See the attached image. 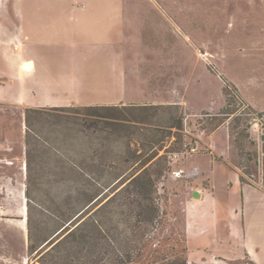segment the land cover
I'll use <instances>...</instances> for the list:
<instances>
[{
	"label": "rangeland",
	"instance_id": "374dc122",
	"mask_svg": "<svg viewBox=\"0 0 264 264\" xmlns=\"http://www.w3.org/2000/svg\"><path fill=\"white\" fill-rule=\"evenodd\" d=\"M22 1L0 0L3 32H18ZM99 1L111 2V32H123L127 94V105L103 106L158 107L124 113L144 125L98 131L81 117L39 105L49 102L0 99V264L50 259L28 251L29 230L37 243L104 191L96 182L149 168L160 172V214L135 264H167L153 263L154 256L259 264L243 256L239 215L228 221L215 204L232 186L233 172L264 191V0ZM0 87L13 92L6 77ZM120 188L99 204L111 198V258L126 255L137 219L128 218Z\"/></svg>",
	"mask_w": 264,
	"mask_h": 264
},
{
	"label": "crops",
	"instance_id": "0c3cea01",
	"mask_svg": "<svg viewBox=\"0 0 264 264\" xmlns=\"http://www.w3.org/2000/svg\"><path fill=\"white\" fill-rule=\"evenodd\" d=\"M73 1L69 8L67 0H23L17 25L22 32H3L0 19V77L13 88L8 93L0 87V99L50 107L127 105L123 32H111V2ZM24 64L29 70H20ZM233 174L215 208L228 221L231 213L239 215L243 256L264 264V191Z\"/></svg>",
	"mask_w": 264,
	"mask_h": 264
},
{
	"label": "trees",
	"instance_id": "16d2710c",
	"mask_svg": "<svg viewBox=\"0 0 264 264\" xmlns=\"http://www.w3.org/2000/svg\"><path fill=\"white\" fill-rule=\"evenodd\" d=\"M158 106H82V107H51L49 111L63 112L83 118L84 126L102 130L111 129L112 126L125 127L126 123L137 122L130 120L124 113L130 108L138 111L156 110ZM29 112L37 113L36 110ZM90 123L86 125L87 120ZM141 125H144L143 123ZM100 127V128H98ZM174 126H169L173 128ZM133 128H136L135 126ZM149 142L147 146L153 145ZM173 154V153H172ZM147 162V160H146ZM145 164V163H144ZM142 163V165H144ZM170 165V162H168ZM170 167V166H169ZM170 169V168H169ZM144 169L135 176H125L103 185L96 184L104 191L92 199L80 210L69 211L62 219V225L51 235L38 240L37 243L28 232V251L35 255L42 254L39 260L47 255L50 257L41 264H135L141 261L143 251L150 241L143 240L148 229L153 228L158 221L160 209L157 197V181L160 175L158 170ZM241 184H248L241 175ZM119 188L118 193L123 192L124 204L128 206L129 217L137 218L130 228L133 231V239L126 242V255L123 258L115 256L111 258V198L99 206L101 198L114 188ZM99 206L96 210V208ZM94 210L92 213H90ZM90 213V214H89ZM88 215V216H87ZM85 216H87L85 218ZM129 222V220H128ZM127 223V222H126ZM55 255H52L54 254ZM133 253H136L135 255ZM153 263L181 264L177 260H169L165 256H154Z\"/></svg>",
	"mask_w": 264,
	"mask_h": 264
},
{
	"label": "built area",
	"instance_id": "2783aa9c",
	"mask_svg": "<svg viewBox=\"0 0 264 264\" xmlns=\"http://www.w3.org/2000/svg\"><path fill=\"white\" fill-rule=\"evenodd\" d=\"M192 152L194 151V149H190ZM179 153H173L172 154V157H174V156H176V155H178ZM258 163H260L259 161H258ZM181 172H175V173H173L175 176H178L179 174H180Z\"/></svg>",
	"mask_w": 264,
	"mask_h": 264
},
{
	"label": "water",
	"instance_id": "95a60500",
	"mask_svg": "<svg viewBox=\"0 0 264 264\" xmlns=\"http://www.w3.org/2000/svg\"><path fill=\"white\" fill-rule=\"evenodd\" d=\"M199 195H200L199 191H195V192L192 194L193 198H199Z\"/></svg>",
	"mask_w": 264,
	"mask_h": 264
},
{
	"label": "bare ground",
	"instance_id": "6f19581e",
	"mask_svg": "<svg viewBox=\"0 0 264 264\" xmlns=\"http://www.w3.org/2000/svg\"><path fill=\"white\" fill-rule=\"evenodd\" d=\"M24 68L26 69V70H29V66L26 64V65H24ZM26 207V206H25ZM24 208V207H23Z\"/></svg>",
	"mask_w": 264,
	"mask_h": 264
}]
</instances>
